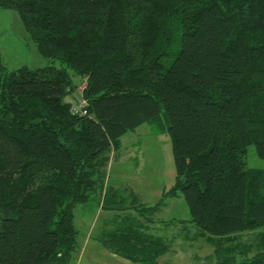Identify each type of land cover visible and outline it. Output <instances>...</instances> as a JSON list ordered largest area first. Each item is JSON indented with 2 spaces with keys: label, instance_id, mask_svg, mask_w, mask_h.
<instances>
[{
  "label": "trees",
  "instance_id": "1",
  "mask_svg": "<svg viewBox=\"0 0 264 264\" xmlns=\"http://www.w3.org/2000/svg\"><path fill=\"white\" fill-rule=\"evenodd\" d=\"M0 8L16 11L39 52L62 64L8 71L0 60V264H67L78 205L121 213L103 234L107 250L159 264L169 245L151 233L149 214L177 197L189 218L166 225H182L185 239L190 226L215 248L200 264H264V169L245 162L251 145L264 159V0ZM70 72L85 80L76 108ZM143 124L168 134L175 169L154 205L131 185L105 187L111 154ZM251 231L260 233L249 256L255 246L235 236Z\"/></svg>",
  "mask_w": 264,
  "mask_h": 264
},
{
  "label": "rangeland",
  "instance_id": "2",
  "mask_svg": "<svg viewBox=\"0 0 264 264\" xmlns=\"http://www.w3.org/2000/svg\"><path fill=\"white\" fill-rule=\"evenodd\" d=\"M0 60L8 71L21 66H26L30 70L46 66L62 67L58 60H51L39 52L19 14L12 9L3 8H0ZM71 76L76 86L71 90L68 99L74 103L76 108L84 103L81 92L85 80L72 73ZM120 142V149L117 153L111 154L109 162L125 165L127 169L123 170L134 176L130 178L129 182L136 188L138 196L142 195L143 200L150 203L149 205L156 204L164 190H168L174 183L175 169L168 134L159 133L152 125L143 124L134 131L128 132ZM133 159H136L137 167H133L135 163ZM245 162L247 168L264 169V159L256 155L252 145L247 148ZM149 165H155L157 169L155 177L152 179L149 177V169H151L147 167ZM111 166V168L107 166L106 174L110 170L112 172V168L115 169V165ZM108 184L111 185V182L108 183L105 180V187H111ZM118 187L120 185H117ZM140 188H143V191ZM163 202L158 210L149 214V217L151 216L150 218L155 221L153 224H149L151 233L169 245L167 251L158 257L159 264H200L207 256H214L215 248L203 238L193 237L192 227L189 226L190 237L185 239V230L182 225L175 223L172 226L166 225L172 219H188V211L183 199L177 197L165 199ZM98 210L101 211L99 216L96 215ZM118 215L115 218L109 217V215L106 217L109 220L108 224L111 225L109 230L114 228L113 224ZM106 218L101 206L82 209V206L78 205L75 208L74 224L78 235L76 249L67 264H112L108 259V251L95 242V240L101 242L102 239H107L106 234L103 235L100 230ZM259 233V231H251L235 236L237 241L252 242V247L255 246L250 250L249 256L256 252L259 242L257 234ZM222 240L226 241V239Z\"/></svg>",
  "mask_w": 264,
  "mask_h": 264
},
{
  "label": "crops",
  "instance_id": "3",
  "mask_svg": "<svg viewBox=\"0 0 264 264\" xmlns=\"http://www.w3.org/2000/svg\"><path fill=\"white\" fill-rule=\"evenodd\" d=\"M112 164L115 165V169L113 170V168H112V172L110 170V172L109 173L107 172V174H106V180L108 181V183L111 182V185L110 184H108V185H110L111 187L112 186L117 187V185H120L119 188H121V187H123L125 185H131L132 183H130L129 180H130L131 177H134V176H132V174H129L128 172L123 170V169H127V167L125 165L122 166V164L118 163V162L115 163V164L112 163V162H109L108 167L111 168ZM147 167L151 168V169H149V173H150L149 177H150V179L154 178L155 174H156V170H157L156 166L155 165H153V166L149 165ZM106 171H108V170H106ZM131 186H133V185H131ZM140 190L143 191V188H140ZM135 191H136V188H135ZM157 195H158V193H157ZM140 199H141L142 203H145L147 205L150 204V203H147V201L145 202L143 200L142 195L140 196ZM171 199H173V198H171ZM100 212H101L100 210L96 211V215L99 216ZM103 213H104L105 218L108 217V215H109V217H114L115 218L116 215L121 214L120 212H117V211L113 212V211H108V210H103ZM187 217L189 218V216H187ZM108 221L109 220L107 218L104 220L105 223H103L102 228L100 229L102 231V234L106 233L111 228V225L108 224ZM149 229L151 230V227H149ZM95 242L98 243V245H100L103 249L108 251V253H109V258L108 259H109V261L112 264H136V263H133V262H131L129 260H126V259H124V258H122V257L110 252L105 247H103L101 242H99L98 240H95Z\"/></svg>",
  "mask_w": 264,
  "mask_h": 264
}]
</instances>
